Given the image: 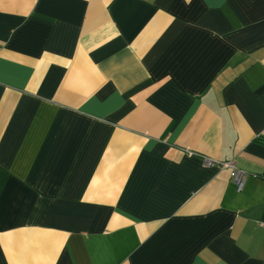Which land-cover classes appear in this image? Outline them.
<instances>
[{
	"label": "crops",
	"instance_id": "1",
	"mask_svg": "<svg viewBox=\"0 0 264 264\" xmlns=\"http://www.w3.org/2000/svg\"><path fill=\"white\" fill-rule=\"evenodd\" d=\"M0 264H264V0H0Z\"/></svg>",
	"mask_w": 264,
	"mask_h": 264
},
{
	"label": "built area",
	"instance_id": "2",
	"mask_svg": "<svg viewBox=\"0 0 264 264\" xmlns=\"http://www.w3.org/2000/svg\"><path fill=\"white\" fill-rule=\"evenodd\" d=\"M203 162L205 165L217 166L219 168L229 169L230 177L235 183L237 190H241L243 188L246 173L236 166L235 161L233 159L223 161V160H213L211 158L204 157Z\"/></svg>",
	"mask_w": 264,
	"mask_h": 264
}]
</instances>
